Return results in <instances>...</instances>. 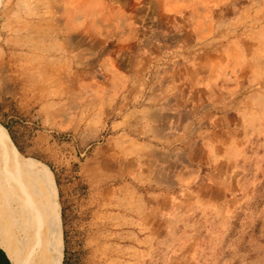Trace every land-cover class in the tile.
I'll use <instances>...</instances> for the list:
<instances>
[{"label": "rangeland", "instance_id": "374dc122", "mask_svg": "<svg viewBox=\"0 0 264 264\" xmlns=\"http://www.w3.org/2000/svg\"><path fill=\"white\" fill-rule=\"evenodd\" d=\"M168 79L171 181L111 126ZM4 143L55 196L62 264H264V0H0Z\"/></svg>", "mask_w": 264, "mask_h": 264}, {"label": "bare ground", "instance_id": "6f19581e", "mask_svg": "<svg viewBox=\"0 0 264 264\" xmlns=\"http://www.w3.org/2000/svg\"><path fill=\"white\" fill-rule=\"evenodd\" d=\"M4 147L5 155L0 157L1 244L15 264H62L64 242L55 196L48 182L31 173L34 162L14 156L10 144ZM18 171L25 175L21 184Z\"/></svg>", "mask_w": 264, "mask_h": 264}, {"label": "crops", "instance_id": "0c3cea01", "mask_svg": "<svg viewBox=\"0 0 264 264\" xmlns=\"http://www.w3.org/2000/svg\"><path fill=\"white\" fill-rule=\"evenodd\" d=\"M74 53H75L74 57L73 56L67 57V54L65 55L58 54V56L59 55L61 56L52 57L50 54V57L48 59L50 61H77L78 53L76 50V46L74 47ZM167 82H170L169 86H163L162 89L157 91V95H158L157 98H159L160 100L157 101V104L153 108L144 106L143 109L141 108L135 109L136 111L133 110V116H135L136 118H134L133 121L132 118L130 119V117L129 118L124 117L119 120H115L113 124H111V126H112V130L114 131L118 129H119L118 131L120 130L130 131L128 132L129 138L126 139V142L129 141V143L128 144L126 143L125 145L126 148L125 150H123V153L126 156H128V158L135 157V159H138V161L150 160V161L160 162L161 164L160 165L157 164L155 168L152 169V171H159L164 169L166 172H169V177L171 181L173 175H175L176 174L175 172H177V168H175V172H174L175 174H173V167L171 168L170 167L171 165L167 163H171L174 160V158L170 154H172L173 151L177 150L176 149L178 145L177 133L180 129V125L182 124H180L178 120V116L180 115L178 114L179 110H174L173 112V104L172 103H170V105L165 104V101L167 100H170V102H172V100L175 101L179 96L180 90L176 88L177 87L176 84H173L172 79H168ZM174 87L177 90L174 89ZM185 107L186 109H188L189 106L186 105ZM148 114H151V116H149ZM119 133L121 134L122 132ZM134 134H137L138 138L135 137ZM160 143L162 145V150L159 147L154 146V145L159 146ZM158 151H162V152L165 151L164 154L170 156L165 157L166 155H161L160 157V155L157 156L153 155L150 158L146 154L147 152L155 154ZM136 176H139L141 181L140 184L152 185L154 183V181L152 180L151 181L149 179L147 180L148 175L146 173V169L144 173L140 171L139 174Z\"/></svg>", "mask_w": 264, "mask_h": 264}, {"label": "trees", "instance_id": "16d2710c", "mask_svg": "<svg viewBox=\"0 0 264 264\" xmlns=\"http://www.w3.org/2000/svg\"><path fill=\"white\" fill-rule=\"evenodd\" d=\"M0 264H15L11 256L0 242Z\"/></svg>", "mask_w": 264, "mask_h": 264}]
</instances>
